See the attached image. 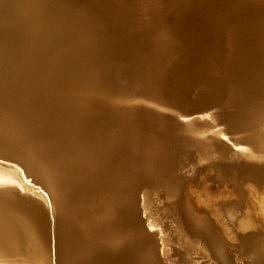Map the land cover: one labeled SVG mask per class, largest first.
I'll return each instance as SVG.
<instances>
[{
	"label": "bare ground",
	"instance_id": "bare-ground-1",
	"mask_svg": "<svg viewBox=\"0 0 264 264\" xmlns=\"http://www.w3.org/2000/svg\"><path fill=\"white\" fill-rule=\"evenodd\" d=\"M107 1L0 0V143L22 147L42 169L25 165L32 181L22 192L17 166L0 161V264H71L77 254L91 261L95 238L113 247L140 225L157 229L168 252L181 248L184 264L209 250L233 264L178 202L177 170L190 160L183 149L210 159L225 132L178 126L145 105L177 114L163 83L179 63L243 81L254 99L242 118L252 133L247 160L264 157V0H219L214 21L195 24L174 18L164 0H130L129 33L107 22Z\"/></svg>",
	"mask_w": 264,
	"mask_h": 264
},
{
	"label": "water",
	"instance_id": "water-1",
	"mask_svg": "<svg viewBox=\"0 0 264 264\" xmlns=\"http://www.w3.org/2000/svg\"><path fill=\"white\" fill-rule=\"evenodd\" d=\"M135 3L130 0L107 1L109 6L107 8L111 10L107 15V22L108 19L113 21L117 25L118 33L123 31L129 33L130 30H134V25L127 21L132 15L128 13V8ZM164 5H168L167 9L174 18L190 24L214 21V16L218 14L217 10L220 8L218 7L219 0H188L182 8L173 6L172 0H164ZM180 31H182L179 32L181 36L190 32L186 27ZM177 67L173 71L165 72L163 83L164 93L168 94L170 99H167L168 103L171 101L177 114H165L172 117L178 126L183 127L189 123L214 125V128L222 129L227 137V139L223 138L224 141L214 148L210 159L203 161L193 153L189 165L177 170L179 177L183 179L178 202L184 207L188 220L194 227H200L210 235L213 234L214 238L220 239L228 246L210 215L202 209H197L187 196L190 186H199L201 174L209 168L216 170L214 177L217 181L221 183L229 181L239 192H245L250 183L260 188L264 186V157H258L253 153L254 156L250 157L252 159L247 160L249 159L247 156L252 154V133L242 124L243 111L249 107L247 103H252L254 100L250 96L252 91L243 81L241 83L231 82L233 80L224 76L222 72L219 71L220 75H216L214 69L208 66L196 64L184 66L179 63ZM238 148L244 149L247 153H242ZM0 150L21 157V161L0 157L1 162L21 166L25 172L28 171L26 168L28 166L33 173L42 176V169L35 157L24 155L22 147L0 143ZM254 173L258 175L255 176ZM228 206L229 208L236 207V213L242 208L241 203L236 201H230ZM143 217L141 215L140 219ZM146 227L140 225L134 228L125 240L114 244L113 247L102 241L98 243L99 239L95 238V243L98 245L91 243L86 248H96L90 254L91 257L94 255L96 257L88 261L85 255L77 254L79 258L71 264H184L181 248L171 246L168 252L166 248H163L160 232L157 229ZM124 234L127 236V231ZM247 239L253 240V243L250 253L242 259L240 255H237L236 250L242 246V240ZM198 241L201 245L205 244L201 238ZM234 252L231 262L233 264H264V229L240 236V243L234 247ZM75 253H78V250ZM207 254L203 252L204 256H190V260L192 264H223L221 260L212 255V251L209 250Z\"/></svg>",
	"mask_w": 264,
	"mask_h": 264
},
{
	"label": "rangeland",
	"instance_id": "rangeland-1",
	"mask_svg": "<svg viewBox=\"0 0 264 264\" xmlns=\"http://www.w3.org/2000/svg\"><path fill=\"white\" fill-rule=\"evenodd\" d=\"M221 41L217 40L215 43L214 50L215 52L219 53L220 44ZM218 49V51H217ZM141 104V103H140ZM143 108L145 107L148 110L161 112L163 115H166L170 112L171 114L173 112L168 110H160L157 109L153 105H149L150 108H147V105H139L135 104L133 107L137 108ZM153 106V107H152ZM165 111V112H164ZM167 111V112H166ZM175 114V113H174ZM172 118V117H170ZM191 124V123H190ZM212 139H217L216 136L211 135ZM184 153V160L186 161V156L194 155V150L190 149L189 147H185L183 149ZM195 157V156H194ZM184 164V163H183ZM13 165V164H11ZM17 166V165H13ZM184 166H187L186 164ZM183 166V168H184ZM225 166H223L224 168ZM17 181H19L18 185L19 188L24 192V183L26 181H32L31 178L26 174V172L21 168V166H17ZM178 168H182L180 165ZM21 171L25 172V177L20 181V178L22 176ZM209 171V172H208ZM212 171V172H211ZM219 171V170H218ZM207 173L205 176H202L200 178V185L195 187L191 186L189 188L190 190V196L189 199H191L192 204L197 209H202L206 211L211 219L213 220L214 224L219 228L220 235L224 238L228 246V250L234 255V247L240 243V236L245 235L249 232H256L259 229H264V186L262 188L256 186L255 184H248L246 187L245 192H239L237 191L231 182L225 181V183H221L217 181L214 177L216 170L214 168L207 169ZM255 176L257 174H254ZM26 178V179H25ZM19 179V180H18ZM4 180H0L2 182ZM29 184H33L29 182ZM37 187V186H35ZM18 192V191H17ZM22 192H18L19 194H22ZM230 201H236L241 203V211L236 213V207H227V204ZM241 222H249L250 228L247 231H243L241 228ZM212 237V240L214 242H221L220 239L214 238L213 234L210 235ZM220 238V237H219ZM223 243V242H221ZM253 240L247 239L245 241L242 240L241 244L242 246L238 247L237 255H240V257L243 259L245 256L250 253L251 246H252ZM224 244V243H223ZM234 252V253H233ZM250 256V255H249Z\"/></svg>",
	"mask_w": 264,
	"mask_h": 264
},
{
	"label": "snow or ice",
	"instance_id": "snow-or-ice-1",
	"mask_svg": "<svg viewBox=\"0 0 264 264\" xmlns=\"http://www.w3.org/2000/svg\"><path fill=\"white\" fill-rule=\"evenodd\" d=\"M225 139H227V137H225Z\"/></svg>",
	"mask_w": 264,
	"mask_h": 264
}]
</instances>
